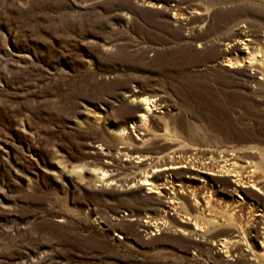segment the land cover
Instances as JSON below:
<instances>
[{
  "label": "rangeland",
  "instance_id": "1",
  "mask_svg": "<svg viewBox=\"0 0 264 264\" xmlns=\"http://www.w3.org/2000/svg\"><path fill=\"white\" fill-rule=\"evenodd\" d=\"M0 264H264V0H0Z\"/></svg>",
  "mask_w": 264,
  "mask_h": 264
},
{
  "label": "bare ground",
  "instance_id": "2",
  "mask_svg": "<svg viewBox=\"0 0 264 264\" xmlns=\"http://www.w3.org/2000/svg\"><path fill=\"white\" fill-rule=\"evenodd\" d=\"M146 105H148V102H146ZM140 108H142V107H140ZM148 109H150V108H146V109H144V110H145L144 115H146V113L148 114Z\"/></svg>",
  "mask_w": 264,
  "mask_h": 264
}]
</instances>
